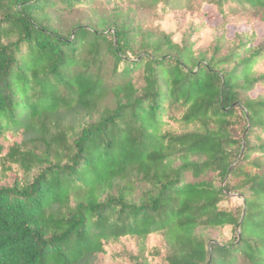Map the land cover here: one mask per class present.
Instances as JSON below:
<instances>
[{
  "label": "trees",
  "instance_id": "16d2710c",
  "mask_svg": "<svg viewBox=\"0 0 264 264\" xmlns=\"http://www.w3.org/2000/svg\"><path fill=\"white\" fill-rule=\"evenodd\" d=\"M257 22L264 0H0V264H264Z\"/></svg>",
  "mask_w": 264,
  "mask_h": 264
},
{
  "label": "rangeland",
  "instance_id": "374dc122",
  "mask_svg": "<svg viewBox=\"0 0 264 264\" xmlns=\"http://www.w3.org/2000/svg\"><path fill=\"white\" fill-rule=\"evenodd\" d=\"M206 10V23L207 26L202 30L199 38L198 45L205 46L207 45L212 37V30L210 29V25H217L220 22V18L215 15L214 9L212 8H205ZM82 13L75 12L72 15L69 16H63L62 22L65 24L69 20H73L76 16H80ZM138 18L140 21H142L145 26L149 28H160L161 30L168 32V33H174V39L176 41H180L181 34L176 33V25L177 20L174 17L173 14H168L164 17H158L151 11H147L144 9H139ZM249 27L240 25V26H232L228 25L226 27V35L228 37H232L235 32H243L248 31ZM254 30L258 36V39H260L264 35V24H261L259 22L255 23ZM240 200L234 195L230 196V199L221 203L220 207L223 209H232L239 206ZM225 234L230 236V228H225ZM106 264H116L115 262H112L110 260H107Z\"/></svg>",
  "mask_w": 264,
  "mask_h": 264
}]
</instances>
